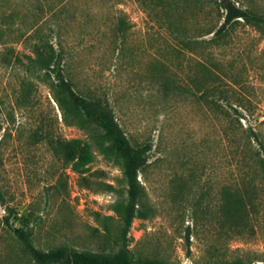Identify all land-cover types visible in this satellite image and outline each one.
I'll return each mask as SVG.
<instances>
[{
  "label": "rangeland",
  "instance_id": "obj_1",
  "mask_svg": "<svg viewBox=\"0 0 264 264\" xmlns=\"http://www.w3.org/2000/svg\"><path fill=\"white\" fill-rule=\"evenodd\" d=\"M57 1L0 0L2 214L14 226L27 219L43 249L264 264V149L255 138L264 137V29L240 21L215 40L199 33L223 22L208 5ZM37 17L64 47L75 87L107 95L133 143L152 144L130 224L123 157L55 97L54 74L39 72L22 37ZM169 19L187 27L192 48ZM11 224L0 219V264H30Z\"/></svg>",
  "mask_w": 264,
  "mask_h": 264
},
{
  "label": "trees",
  "instance_id": "obj_2",
  "mask_svg": "<svg viewBox=\"0 0 264 264\" xmlns=\"http://www.w3.org/2000/svg\"><path fill=\"white\" fill-rule=\"evenodd\" d=\"M65 1L58 0L55 4ZM180 2L184 5L192 3L199 6L208 5L218 11L223 18L220 26L214 24L199 26L200 34L214 32L212 39L215 40L226 37L230 32V28L240 21L264 29V5H261L258 0H165L167 10L175 9ZM41 22L42 20L37 17L22 32V37L32 40V50L35 54V57L32 58L37 63L39 72L46 71L50 75L54 74L55 97L59 101L64 98L70 105L82 111L86 117L99 125L108 135L113 147L123 157V166L129 184V198L124 219L127 224H130L135 216L138 199L141 195L140 171L148 162L152 144L150 142L133 143L119 121L107 95L82 92L75 87L74 81L66 74L64 47L61 43H56L51 35L45 32ZM174 23L173 19H169V25L176 36L181 38L183 37L181 34H184L181 39L182 43L192 48L193 39H185L187 37V27L184 24ZM255 138L264 149V137L256 133ZM262 160L264 162V154ZM0 219H3L9 225L11 224V217L8 214L3 215L1 208ZM27 222V219H25L20 226L12 224L11 226H13L15 235L30 256V264H180L158 259L136 258L121 248H117L112 252L82 250L68 246L43 249L36 245L33 239L34 229L29 228ZM188 238L190 240V234H188ZM234 264L248 263L240 261Z\"/></svg>",
  "mask_w": 264,
  "mask_h": 264
}]
</instances>
